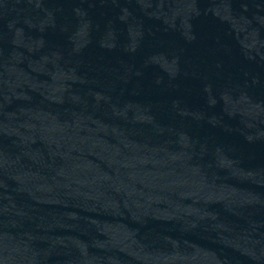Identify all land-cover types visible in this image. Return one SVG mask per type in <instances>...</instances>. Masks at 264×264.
<instances>
[{
	"label": "water",
	"instance_id": "water-1",
	"mask_svg": "<svg viewBox=\"0 0 264 264\" xmlns=\"http://www.w3.org/2000/svg\"><path fill=\"white\" fill-rule=\"evenodd\" d=\"M0 264H264V0H0Z\"/></svg>",
	"mask_w": 264,
	"mask_h": 264
}]
</instances>
